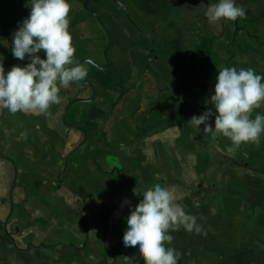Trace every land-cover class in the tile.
Returning a JSON list of instances; mask_svg holds the SVG:
<instances>
[{
  "label": "rangeland",
  "instance_id": "374dc122",
  "mask_svg": "<svg viewBox=\"0 0 264 264\" xmlns=\"http://www.w3.org/2000/svg\"><path fill=\"white\" fill-rule=\"evenodd\" d=\"M84 1L69 0L71 4L69 31L73 36V46L76 48L73 60L77 63L82 58H90L95 63L104 65L105 60L102 52L107 45V39L96 19L84 8ZM119 1L125 6L127 3L129 4V0ZM133 1L136 0H130V2ZM27 3L28 0H0V63L3 64L5 74L13 66L24 67L30 63L27 56L24 61H20L12 55L11 51L14 31L18 30L19 25L30 14V8L26 7ZM250 3L254 4L253 6L256 7L259 13L252 12L253 14L258 13L253 15L250 11L246 21L244 17L232 21L235 28L242 25L235 29L237 35L235 39L232 38L234 44L233 42L223 43L222 32L219 28H217V35L212 36L207 32L203 33L206 25L205 20H207L206 14H204V20H200L203 14L195 12V19L191 28H189V32L182 33L186 31L179 25L174 9L169 12L165 24L176 27L178 33H182L177 35L179 40L186 41L187 39L189 43L192 41L189 49L194 53L186 56V48L180 46V44L177 54H174L175 52L173 53L171 48L162 49L161 39L158 37L159 29L156 28L158 33L156 32L155 37L157 38V48L160 55H156L155 64L148 62L146 65L155 69L156 74L161 79L157 80L148 73H138L129 59L133 45L148 47V41L131 25L127 24L121 7L112 0H90L88 7L101 18L111 37L112 47L108 50L109 67L106 68L107 71H104L106 69H95L89 62L82 63L88 69V76L85 80L90 81L95 86L96 96L93 101L74 104L67 114L66 121L69 124L86 129L89 142L87 141L80 151L83 149L85 155L83 157L86 159L90 158L89 153L92 151L94 155L92 159L95 157L98 163L103 166L99 168V175L112 177L111 174L115 173V177H120L122 174L132 177V168L128 165L133 162L135 172H138L140 168L143 169L144 161L141 157L128 156L123 158L122 161L120 155L112 163L115 166L113 169L107 167L106 154L112 153L111 149L113 148L115 152L119 151L122 143L120 140L115 142V139H113L115 143L112 146V140H107V136L111 134L113 137L114 131L117 130L119 136H128L129 140L125 141V145H121V148L127 149L128 152L136 149L137 146L144 147L148 143H156V148L159 150L160 136L163 135V138L167 139L168 133H177L178 138L172 140L173 144L168 146V149L173 151V155L177 160L178 171L187 182L201 177L206 178V180L217 179V172L225 165L234 164V166L238 165L240 168H251V165H255L259 169L264 168V133L261 134L259 144H242L243 147H240L235 153H229L227 149L232 146L230 139L219 135L213 140L211 132L203 131L204 125L195 128L188 124L191 117H198L209 109L215 113V109L207 103V100L215 94L216 77L220 68L235 67L237 65L239 68L254 69L258 75L264 76V0H250ZM237 5H242L244 9L246 6L245 12H248L246 10L249 9V3L244 6L238 1ZM169 15H172V17ZM220 23L221 21L212 23L211 29H216ZM141 25L138 26L141 27ZM145 29L147 31L149 26ZM170 31L162 30L167 43L169 42ZM39 55L41 58L46 59L43 51ZM135 58L141 66L147 60H152L151 56H145L141 53H135ZM60 95L64 98L62 102L59 105L51 106L47 113L39 116L26 114L29 117L30 129L32 121L35 122L34 132L31 131V133L36 135L38 139L24 142L26 144L31 142L39 144L40 150H43L45 154L48 153L53 162L51 168L52 166L56 167L57 173L63 170L64 157L76 148L83 139L80 131L70 129L62 123L63 112L70 101L77 98H89L92 91L86 85L71 83L67 89H61ZM257 114L264 115V104L260 108L254 109L251 118L254 119ZM15 115L20 114H13V116ZM119 116H121L123 122L128 120V116L130 120L127 123L124 122L125 124L116 123V118ZM160 121H162V130L159 125ZM209 123L214 129L215 114L210 117ZM122 128H126L125 134L120 132ZM180 134L182 137L179 136ZM117 136L118 134L114 135V137ZM0 138L1 142L8 147L10 141L7 136L3 133ZM15 143L13 141V149L18 150ZM253 146L255 151L252 150ZM193 154L195 160L189 158ZM249 156L252 157L251 162L248 159ZM72 157H70L71 162L70 159L68 160V165L69 163H73L72 165L77 163V158ZM159 157V152H157L156 157H150L153 160L155 159L157 166H159ZM86 161L89 163V160ZM118 164L121 170L118 169ZM149 164L152 165V162H149ZM160 166L158 173L154 169L151 172V178L155 184H160L159 175L161 172L164 174ZM50 170L51 174H54L53 170ZM117 173L121 174L116 175ZM224 173L222 174L224 175ZM13 175H15L14 168ZM65 176L62 178L65 182L70 177L74 180L73 176L68 178H65ZM215 184L217 187H204L202 184L200 186L195 184L197 187L194 189V206H197L198 202L204 199L209 207L218 211L214 204L217 203V198L212 199L214 202L212 203V200L206 196L213 195L212 192L219 194L225 188L223 185L221 187L217 183ZM77 190L82 191L81 187ZM85 193L87 192L85 191ZM64 201L66 202L65 208V206H68V202ZM80 203V205L76 204L74 213L75 219L79 220V222H75V227L81 233V236L86 239L88 230L91 228L90 205L82 213L84 206L83 202ZM181 204L185 208L195 210L194 206L189 207L185 202H181ZM19 206H24L25 209L28 208L29 210H26V212L29 216L31 215L30 211L33 206L24 204V202ZM105 208H111V206L107 205ZM33 210L37 211L34 208ZM23 211L25 213V210ZM24 213L15 209L13 227L16 225L23 227V238H27V233L30 232L32 235L43 225L41 221H38L41 226L39 224H29L28 219H24ZM105 213L110 216L111 212L108 210ZM68 222L73 227L72 221L68 219ZM122 223L124 227H128L127 219L122 220ZM169 233H171L170 230ZM245 233L249 235L247 231ZM173 238L178 242V245L183 243L180 237L173 236ZM246 240L249 239L246 238ZM173 241L170 243L165 242V246L175 247L176 243ZM174 249L181 253L178 264H182L183 261L181 260L185 259V254L182 249L181 252L178 250L180 247ZM194 250L193 264H217L218 260L226 259L218 252L199 244L198 240L195 241Z\"/></svg>",
  "mask_w": 264,
  "mask_h": 264
},
{
  "label": "crops",
  "instance_id": "0c3cea01",
  "mask_svg": "<svg viewBox=\"0 0 264 264\" xmlns=\"http://www.w3.org/2000/svg\"><path fill=\"white\" fill-rule=\"evenodd\" d=\"M238 1L244 6L247 3L250 5L246 10L248 12L244 17L245 21L250 11L251 13L258 12L250 0H236V3ZM214 3H218V0H136L133 2L129 0V4H126L127 7L122 4L129 17H132L131 20L136 22L135 25L139 30L149 32L152 27H155L154 34L159 31L158 37L161 39L162 49L171 48L172 52L177 54L180 44L182 47L185 46L186 56H189L194 53L189 49L192 41L189 43L187 39L186 41L179 40L177 35L189 32L195 19V12L203 14L200 20H204L207 7ZM173 9L179 25L186 32L178 33L176 27L165 24L168 13ZM169 16L172 17V15ZM127 20V24L131 25L132 23ZM205 21L203 33L217 35V28H219L223 36L222 41L225 44L233 42L232 38L235 39L237 35L235 29L242 26L235 28L232 21L222 20L220 25L212 30V23H209L208 19ZM140 24H142L141 27L138 26ZM148 26L149 29L146 31L145 28ZM131 27L134 28L132 25ZM156 28L159 30L156 31ZM163 29L171 30L169 32V47L162 32ZM235 68L240 69L237 65ZM19 114L13 116L7 109H0V136H3L4 133L10 141L6 147L0 138V264H125L121 258L123 256L133 257L128 264H144L138 249L124 246L123 236L127 227H124L122 220L131 214L135 203L138 205L142 199V195H135L133 189L137 188L142 192L147 187L154 186L151 172L154 169L158 173L160 165L164 171V174L161 172L159 175L160 184L165 187L175 186L176 203L181 205L186 213L196 217L197 224L200 226L199 231L191 232L182 226L175 230L170 229V234L176 238L180 237L183 242L178 245V242L173 239L176 245L172 247L177 249L180 247L178 250L181 252L182 249L185 254V259L181 260L182 264H193L192 257L196 240L199 244L226 257L224 260H218L217 264H264V168L259 169L255 165H251V168H240L234 164L225 165L217 172V179L206 180L201 177L187 182L178 171L173 151L168 149V146L173 144L172 140L178 138L177 133H168V140L164 139L163 135L160 136L159 150L156 148V143H148L144 147L137 146L136 149L128 152L127 149L121 148V145H125V141L129 140L128 136H119L117 130L114 131L113 137L111 134L108 135L107 140H112V146L118 140L122 143L119 151L115 152L113 148L111 149L112 153L106 154L107 167L110 169L115 167L112 163L118 159V155L122 157V161L125 157L137 156L144 161V170L140 168L138 172H135L133 162L128 165L132 168V177L124 174L115 177V173L111 174L112 177L104 174V177L102 174L99 175V168L103 166L98 163L95 157L92 159L94 156L92 151L89 153V159L83 157L85 156L83 149L80 151L87 141L89 142L87 133L85 144L71 155L72 158H77V163L74 165L69 163L67 172L64 174L65 178L73 176L74 180L70 177L65 182L62 179L64 175L61 177L75 191L73 193L57 182V168L53 166L51 168L53 162L48 153L45 154L43 150H40V146L36 142L24 143L38 138L31 133V131L34 132L35 122L32 121L31 130L30 124H28L29 117L23 113ZM129 118L128 116V120H130ZM116 120V123L123 124L128 121L123 122L121 116ZM159 125L162 130V121L159 122ZM125 130L126 128H122L120 132L125 134ZM115 134L118 136L114 137ZM166 140L169 141L168 145ZM13 141L16 142L15 146L18 150L13 149ZM254 146L253 151H255ZM223 147L226 148L224 145ZM157 152L160 154L159 166L155 163V159L150 158L151 156L156 157ZM85 159L89 160V163ZM248 159L250 162L252 161L251 156ZM149 162H152V165ZM13 168L15 175H13ZM50 169L54 174H51ZM118 169L121 170L119 164ZM215 183L221 187L223 185L225 188L219 194L212 192L213 195L206 196L210 200L217 198V203H214L213 200L212 203L216 205L218 211L209 207L204 199L194 206V189L197 187L195 184H199V186L202 184L204 187H217ZM79 187L82 189L81 192L77 190ZM80 196L84 197L85 201ZM64 200L68 202V206L65 208ZM22 202L33 206L30 216L26 212L29 210L28 208L19 206ZM80 202H83L84 206L82 213L90 205L91 228L88 233L95 229L96 238L88 233L86 239L83 238L75 227V222H79V220L75 219L74 213L76 204L80 205ZM181 202H185L189 207L194 206L195 210L185 208ZM107 205H110L111 208H105ZM15 209L22 213L25 210L23 216L24 219H28L29 224H39L38 221H41L43 227L37 229L32 235L30 232L27 233L28 237L23 238V227L18 225L13 227ZM107 209L111 212L110 216L105 213L108 211ZM68 219L74 224L73 227ZM246 231L249 235H246Z\"/></svg>",
  "mask_w": 264,
  "mask_h": 264
},
{
  "label": "clouds",
  "instance_id": "9594fccd",
  "mask_svg": "<svg viewBox=\"0 0 264 264\" xmlns=\"http://www.w3.org/2000/svg\"><path fill=\"white\" fill-rule=\"evenodd\" d=\"M26 7L30 14L19 25L12 36V55L24 61L26 66H13L5 74L0 63V109L10 113L42 115L53 105H59L64 99L61 89H67L71 83L87 78L88 69L75 63L73 57L76 48L69 31L71 4L69 0H28ZM246 16L245 9L237 5L236 0H218L207 7L206 17L209 23L236 21ZM43 51L46 59L39 53ZM264 76L254 69L222 67L216 77L215 94L207 103L215 109L193 116L188 124L195 128L204 125L203 131L211 132L212 139L219 135L230 139L232 146L227 149L235 153L242 144H259L264 133V115L251 118L254 109L264 104ZM215 114V127L209 123ZM195 160V155L189 157ZM142 199L131 210L124 232L125 247L138 249L144 264H178L181 253L165 242L174 238L169 230L183 227L187 231H199L200 226L194 216L185 212L176 203L175 186H162L156 183L142 192L133 189ZM88 235H94L91 230ZM128 264L133 257H121Z\"/></svg>",
  "mask_w": 264,
  "mask_h": 264
},
{
  "label": "water",
  "instance_id": "95a60500",
  "mask_svg": "<svg viewBox=\"0 0 264 264\" xmlns=\"http://www.w3.org/2000/svg\"><path fill=\"white\" fill-rule=\"evenodd\" d=\"M115 2H117L118 4L121 5V7L124 9V12L128 18V20L135 25V23L131 20V18L129 17L128 13H127V10L125 9V7L123 6V4L119 1V0H114ZM90 2V0H85L84 1V8L89 11L91 13V15L96 19L97 23L100 25V27L102 28V30L104 31L105 33V36H106V39H107V45L106 47L103 49V57L105 59V64L104 65H99L97 63H95L92 59L90 58H82L80 59L77 63L79 64H82L84 62H89L90 64H92L93 66H95L97 69H100V70H104L106 68H108L109 66V57L107 55V51L109 50V48L111 47V37H110V34L106 28V26L104 25L103 21L101 20V18L92 10L88 7V3ZM136 26V25H135ZM76 83H81V84H85V85H88L89 88L91 89L92 91V95L91 97L89 98H77V99H74L72 101H70L68 103V105L66 106L64 112H63V115H62V118H61V121L62 123L70 128V129H75V130H78L80 131L82 134H83V139H82V142L76 147L74 148L70 153H68L65 157H64V162H63V170L57 174L56 176V179H57V182L65 187H67L70 191H72L73 193H75V191L73 189H71L62 179L61 177L67 172V169H68V160L69 158L71 157L72 154H74L77 150H79L84 144L85 142L87 141V131L85 129H83L82 127H79L77 125H73V124H69L67 123L66 121V117H67V114L69 112V110L71 109V107L76 104V103H80V102H90V101H93L95 96H96V89H95V86L90 82V81H87V80H83V81H80V82H76ZM81 197V196H80ZM84 201V197H81Z\"/></svg>",
  "mask_w": 264,
  "mask_h": 264
},
{
  "label": "flooded vegetation",
  "instance_id": "af4514ba",
  "mask_svg": "<svg viewBox=\"0 0 264 264\" xmlns=\"http://www.w3.org/2000/svg\"><path fill=\"white\" fill-rule=\"evenodd\" d=\"M112 1H114V0H112ZM114 3H115V1H114ZM117 5H119L121 7L120 4L117 3ZM121 9H122V11L124 13L125 18L128 19L122 7H121ZM131 25L148 41V47L134 46L132 48V50L130 51V55H129V59H130L131 63L136 67L138 73H145V74L148 73V74L154 76L155 79L161 80L159 78V75L156 74L155 69L149 67V65H146V63H148V62L155 64L156 63V55H160L158 53V48H157V39H155L156 37H155V34H154L155 33V27H152L149 32H142L134 24H131ZM111 47H112V41H111ZM137 52L138 53H141L142 55H145V56L146 55L147 56H151L152 57V60H147L145 62V64L143 66H141L139 64V62L137 63V59L135 58V53H137ZM107 55H108V51H107ZM95 69H97V68L95 67ZM73 83L78 84V85H81V83H76V82H73ZM82 85H85V84H82ZM86 86L89 87L88 85H86Z\"/></svg>",
  "mask_w": 264,
  "mask_h": 264
}]
</instances>
